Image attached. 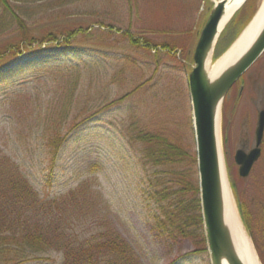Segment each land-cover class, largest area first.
Returning a JSON list of instances; mask_svg holds the SVG:
<instances>
[{
	"label": "rangeland",
	"instance_id": "obj_1",
	"mask_svg": "<svg viewBox=\"0 0 264 264\" xmlns=\"http://www.w3.org/2000/svg\"><path fill=\"white\" fill-rule=\"evenodd\" d=\"M216 1L36 0L13 4L15 16L0 13V48L20 43L27 35L36 46L46 38L60 42L47 41L42 48L26 51L0 71V82L14 73L44 74L41 80L26 74L17 82L34 85L23 93L31 97L32 107L22 96L0 97L1 157L16 163L29 185L47 199L92 179L103 197V209L141 264H211L209 253L201 251L206 244L200 236L162 233L144 183L141 144L130 148L126 135L129 129H144L196 152L186 63ZM249 1L248 13L262 0ZM77 75L79 85L71 98ZM65 106L69 116L58 125L53 120ZM261 109L264 54L233 85L222 107L223 152L234 201L252 249L264 264V143L249 177L237 175L234 160L243 142L248 149L254 147ZM75 125L49 185L47 134L59 132L61 137ZM22 249L8 246L0 264H15L18 258L28 259L21 264H62L61 253Z\"/></svg>",
	"mask_w": 264,
	"mask_h": 264
},
{
	"label": "trees",
	"instance_id": "obj_2",
	"mask_svg": "<svg viewBox=\"0 0 264 264\" xmlns=\"http://www.w3.org/2000/svg\"><path fill=\"white\" fill-rule=\"evenodd\" d=\"M21 1L36 0H0V13L15 16L17 13L13 4ZM250 2L247 0L226 25L216 45L215 58H218L235 41L254 16L256 9L250 13L245 12V9L252 5ZM15 19L17 18H14L13 22ZM15 22L21 26L24 24L22 20ZM130 39L133 43L138 42L134 37ZM47 41L57 42L58 39L46 38L36 46L35 39L27 35L20 43L0 48V71L3 66L15 62V59L26 51L42 48L48 43ZM162 47L170 51L174 49L165 44ZM188 58L186 64L191 69L192 51ZM74 68L78 74V66L74 65ZM26 74L33 75L34 79L38 78V80L44 75L43 71L34 74L14 73L9 80L0 82V97L10 96L17 100L22 96L24 103L32 107L31 97L24 98L23 93L31 91L34 85L17 84L20 77ZM70 75L66 81H70ZM74 77L71 98L80 81L78 75ZM47 110L51 113V108ZM69 111V107L66 110L65 106L58 118L53 121L58 125L61 124V121L69 116ZM39 113L42 116L43 112ZM40 120L41 117L36 123L37 126ZM77 128L78 126L75 125L61 137L59 132L53 135L47 134L46 155L49 160L47 184H52L59 167L61 151L70 133ZM126 139L132 149H135L136 143L141 144L138 153L144 171V183L148 187V199L155 204L158 211L162 233L169 237L200 236V240L206 244V250L201 249V251L208 253L196 152L161 134L144 129H129ZM26 177L27 175L23 174L16 163L0 155L1 256L8 246H17L24 248L22 251L32 249L35 252L61 253L62 264H141L132 247L113 225L109 211L104 210L106 208L103 197L97 188L98 185L92 179L86 180L66 194L47 199L41 197L29 185ZM25 260L28 259L18 258L15 264H21Z\"/></svg>",
	"mask_w": 264,
	"mask_h": 264
},
{
	"label": "water",
	"instance_id": "obj_3",
	"mask_svg": "<svg viewBox=\"0 0 264 264\" xmlns=\"http://www.w3.org/2000/svg\"><path fill=\"white\" fill-rule=\"evenodd\" d=\"M227 2V0L215 2L200 32L188 80L193 109L202 216L210 260L212 264H223L224 260L229 264H245L238 254L226 221L218 115L220 110L222 112L224 100L233 85L264 54V27L247 51L219 77L212 80L207 66L208 62H215L216 45L227 25L222 26ZM263 137L264 109L260 110L258 115L256 147L249 154L238 151L236 155V160L241 165V175L247 176L259 159Z\"/></svg>",
	"mask_w": 264,
	"mask_h": 264
},
{
	"label": "bare ground",
	"instance_id": "obj_4",
	"mask_svg": "<svg viewBox=\"0 0 264 264\" xmlns=\"http://www.w3.org/2000/svg\"><path fill=\"white\" fill-rule=\"evenodd\" d=\"M225 15L223 17L222 26H225L236 10L242 5L244 0H227ZM264 27V0L260 2L258 10L252 17L251 21L239 34L234 43L215 61L208 62V72L210 78L216 79L221 73L227 69L230 65L235 63L251 46L254 40L258 37L259 33ZM218 140L220 147V158L222 165V177H223V194L225 200V212L226 221L231 229L236 249L240 258L245 264H261L256 257L254 250L252 249L250 239L246 230L242 224V221L237 212L236 204L234 201V195L232 193L227 170L226 162L223 152V139H222V112L220 110L218 115ZM223 264H229L226 260Z\"/></svg>",
	"mask_w": 264,
	"mask_h": 264
},
{
	"label": "flooded vegetation",
	"instance_id": "obj_5",
	"mask_svg": "<svg viewBox=\"0 0 264 264\" xmlns=\"http://www.w3.org/2000/svg\"><path fill=\"white\" fill-rule=\"evenodd\" d=\"M264 143V137H263V142H262V144ZM262 144H261V146H262ZM256 147V131H255V145H254V147H252L251 149H248V147H247V144L246 143H242V145L235 151V155H234V160H235V163H236V165H237V167H238V170H237V175H238V173H239V177H241V178H247V177H249V175L251 174V171H250V173L247 175V176H243V175H241V173H240V168H241V165L237 162V160H236V155H237V153H238V151H242L244 154H249L250 153V151L252 150V149H254ZM262 152V151H261ZM262 154V153H261ZM260 159V158H259ZM258 159V160H259ZM252 169H253V167H252ZM233 191H234V188H233ZM242 210V209H241Z\"/></svg>",
	"mask_w": 264,
	"mask_h": 264
}]
</instances>
